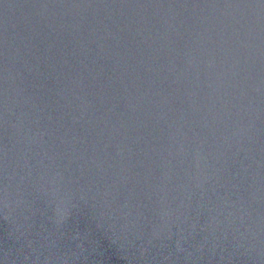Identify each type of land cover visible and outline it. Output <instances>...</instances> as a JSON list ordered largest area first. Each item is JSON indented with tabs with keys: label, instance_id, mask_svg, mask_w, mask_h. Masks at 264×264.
<instances>
[{
	"label": "water",
	"instance_id": "95a60500",
	"mask_svg": "<svg viewBox=\"0 0 264 264\" xmlns=\"http://www.w3.org/2000/svg\"><path fill=\"white\" fill-rule=\"evenodd\" d=\"M0 264H264V0H0Z\"/></svg>",
	"mask_w": 264,
	"mask_h": 264
}]
</instances>
